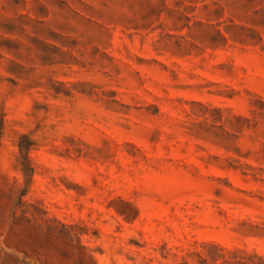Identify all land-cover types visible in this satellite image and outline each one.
I'll use <instances>...</instances> for the list:
<instances>
[{"label":"rangeland","instance_id":"1","mask_svg":"<svg viewBox=\"0 0 264 264\" xmlns=\"http://www.w3.org/2000/svg\"><path fill=\"white\" fill-rule=\"evenodd\" d=\"M0 264H264V0H0Z\"/></svg>","mask_w":264,"mask_h":264}]
</instances>
